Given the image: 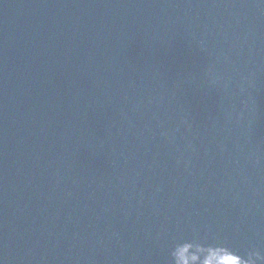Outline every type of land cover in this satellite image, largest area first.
Listing matches in <instances>:
<instances>
[{
    "label": "water",
    "instance_id": "95a60500",
    "mask_svg": "<svg viewBox=\"0 0 264 264\" xmlns=\"http://www.w3.org/2000/svg\"><path fill=\"white\" fill-rule=\"evenodd\" d=\"M0 264H264V0H0Z\"/></svg>",
    "mask_w": 264,
    "mask_h": 264
}]
</instances>
